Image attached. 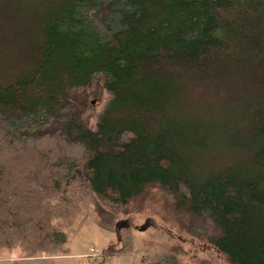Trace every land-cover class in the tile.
<instances>
[{"label":"trees","instance_id":"obj_1","mask_svg":"<svg viewBox=\"0 0 264 264\" xmlns=\"http://www.w3.org/2000/svg\"><path fill=\"white\" fill-rule=\"evenodd\" d=\"M93 79L110 99L91 124ZM92 196L117 217L107 258L156 199L264 264V0H0V250L67 254Z\"/></svg>","mask_w":264,"mask_h":264},{"label":"rangeland","instance_id":"obj_2","mask_svg":"<svg viewBox=\"0 0 264 264\" xmlns=\"http://www.w3.org/2000/svg\"><path fill=\"white\" fill-rule=\"evenodd\" d=\"M86 92L85 99L89 101V105H86L84 114L90 116L89 121L93 124L107 105L110 93L100 88L96 84V79L89 84ZM99 203L102 209L110 214L100 201ZM161 205L158 200L152 199L140 214H134L130 218L131 224L136 227L133 231L136 250L133 253L107 258V246L111 242L116 243L119 238L116 232L114 234L111 229L109 230L107 220L96 217L85 221L78 234L70 238V242L66 245L67 254L28 258L20 248L11 251L0 250V264H133V261L141 262L146 257L154 260L166 253L171 245H179L183 248L178 260L186 264H230L227 258L213 246L194 235H189L178 223L164 219ZM92 248H96L99 252L92 251ZM85 255H90L91 258H85Z\"/></svg>","mask_w":264,"mask_h":264},{"label":"crops","instance_id":"obj_3","mask_svg":"<svg viewBox=\"0 0 264 264\" xmlns=\"http://www.w3.org/2000/svg\"><path fill=\"white\" fill-rule=\"evenodd\" d=\"M91 203H90V207H89V210H88V219L87 221L89 220L90 221V218L91 219H95L96 217H101V219L103 218L104 220H107L108 221V226H109V230L111 229V232H113L115 234V231H116V217H114V215H112L111 213H106L99 201H97L96 197L95 196H92L91 197ZM53 258V257H52Z\"/></svg>","mask_w":264,"mask_h":264},{"label":"built area","instance_id":"obj_4","mask_svg":"<svg viewBox=\"0 0 264 264\" xmlns=\"http://www.w3.org/2000/svg\"><path fill=\"white\" fill-rule=\"evenodd\" d=\"M91 250L94 252H99L96 248H92ZM89 257L91 258L90 255H85V258H89ZM81 264H88V263H81Z\"/></svg>","mask_w":264,"mask_h":264}]
</instances>
